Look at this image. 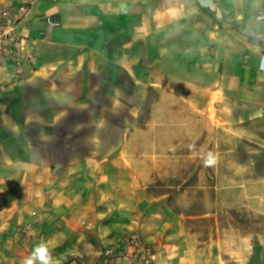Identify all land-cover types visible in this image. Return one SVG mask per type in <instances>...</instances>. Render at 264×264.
<instances>
[{"label": "crops", "instance_id": "1", "mask_svg": "<svg viewBox=\"0 0 264 264\" xmlns=\"http://www.w3.org/2000/svg\"><path fill=\"white\" fill-rule=\"evenodd\" d=\"M17 3L0 0V10ZM262 15L264 0L37 2L21 27L36 44L37 65L21 86L0 95V264H21L32 255L39 239L21 234L30 222L56 264L83 263L71 256L77 251L68 235L85 211L95 209L104 180L111 188L116 166L111 147L98 158L96 149L73 153L59 141L72 136L98 145L94 130L122 108L139 115L148 92L157 93L149 105L156 118L141 126L120 117L119 144L149 132L152 121L162 139L168 137L163 128L175 117L163 110L167 95H193L239 121L264 125ZM131 184L124 179L117 185ZM257 190L243 203L263 211L264 180ZM110 238L104 246L114 243Z\"/></svg>", "mask_w": 264, "mask_h": 264}, {"label": "rangeland", "instance_id": "2", "mask_svg": "<svg viewBox=\"0 0 264 264\" xmlns=\"http://www.w3.org/2000/svg\"><path fill=\"white\" fill-rule=\"evenodd\" d=\"M156 97L155 91L148 92L137 116L122 108L108 117L111 123L106 120L94 130L101 137L98 145L72 136L59 141L73 153L86 155L96 149L98 158L111 147V163L116 166L111 188L104 180L105 185L96 189L100 202L94 201L95 209L85 211L82 223L71 228L68 237L77 251L71 256L88 264L109 244L102 240L111 237L112 243L137 232L153 247L156 264H264V210L243 203L259 194L264 180V125L239 121L234 112L221 113L214 103L193 95H167L163 110L175 117L168 118L167 130L163 128L168 137L162 139L161 128L152 121L149 132L119 144L124 141L119 118L146 126L156 118L149 106ZM132 100L127 98L129 104ZM208 153L216 158L212 166L204 163ZM124 179L132 182L130 188H119ZM109 194L111 202L106 199ZM104 210L111 211L110 216L102 217ZM56 221L57 226L64 224ZM106 229L109 233L102 236Z\"/></svg>", "mask_w": 264, "mask_h": 264}, {"label": "built area", "instance_id": "3", "mask_svg": "<svg viewBox=\"0 0 264 264\" xmlns=\"http://www.w3.org/2000/svg\"><path fill=\"white\" fill-rule=\"evenodd\" d=\"M39 1L18 0L15 6L6 5L0 10V95L21 86L37 65L36 44L21 31V27ZM260 36L264 43V26ZM21 234L35 236L39 245L43 243L47 247V241L35 223H28ZM94 264H156V253L140 233H129L104 247Z\"/></svg>", "mask_w": 264, "mask_h": 264}, {"label": "clouds", "instance_id": "4", "mask_svg": "<svg viewBox=\"0 0 264 264\" xmlns=\"http://www.w3.org/2000/svg\"><path fill=\"white\" fill-rule=\"evenodd\" d=\"M206 166H212L216 163V158L212 153H208L204 159ZM56 264V261L49 253L45 244L38 245L32 255L22 260L21 264Z\"/></svg>", "mask_w": 264, "mask_h": 264}]
</instances>
